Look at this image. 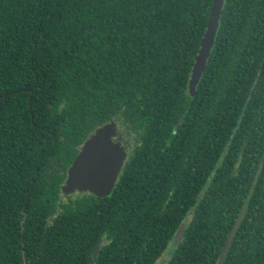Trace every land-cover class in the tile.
I'll return each instance as SVG.
<instances>
[{
  "label": "trees",
  "instance_id": "obj_1",
  "mask_svg": "<svg viewBox=\"0 0 264 264\" xmlns=\"http://www.w3.org/2000/svg\"><path fill=\"white\" fill-rule=\"evenodd\" d=\"M213 1L0 0V264H218L243 208L223 264H264V0H225L192 96ZM111 121L114 190L65 195Z\"/></svg>",
  "mask_w": 264,
  "mask_h": 264
},
{
  "label": "water",
  "instance_id": "obj_2",
  "mask_svg": "<svg viewBox=\"0 0 264 264\" xmlns=\"http://www.w3.org/2000/svg\"><path fill=\"white\" fill-rule=\"evenodd\" d=\"M225 0H214L207 22L206 31L201 41L199 51L195 58L189 81V92L196 95L199 85L207 68L208 60L216 43L223 14ZM183 122V120H181ZM118 126L115 121L106 123L90 135L75 156L72 165L68 169L66 181L62 187L65 195L79 193H90L97 197H107L114 190L120 173L128 158V151L123 143L118 140ZM245 209L243 208L230 236L220 254L218 264H223L235 235L243 219ZM185 233V224L181 226L175 236V241L180 242ZM100 251V244L95 248L88 264H94ZM170 255V254H169Z\"/></svg>",
  "mask_w": 264,
  "mask_h": 264
},
{
  "label": "rangeland",
  "instance_id": "obj_3",
  "mask_svg": "<svg viewBox=\"0 0 264 264\" xmlns=\"http://www.w3.org/2000/svg\"><path fill=\"white\" fill-rule=\"evenodd\" d=\"M161 260V259H160ZM160 260H159V262H160Z\"/></svg>",
  "mask_w": 264,
  "mask_h": 264
},
{
  "label": "flooded vegetation",
  "instance_id": "obj_4",
  "mask_svg": "<svg viewBox=\"0 0 264 264\" xmlns=\"http://www.w3.org/2000/svg\"><path fill=\"white\" fill-rule=\"evenodd\" d=\"M160 263V262H159Z\"/></svg>",
  "mask_w": 264,
  "mask_h": 264
}]
</instances>
